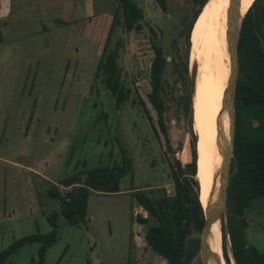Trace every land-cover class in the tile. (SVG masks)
I'll use <instances>...</instances> for the list:
<instances>
[{
	"label": "rangeland",
	"instance_id": "1",
	"mask_svg": "<svg viewBox=\"0 0 264 264\" xmlns=\"http://www.w3.org/2000/svg\"><path fill=\"white\" fill-rule=\"evenodd\" d=\"M134 1L141 30L116 26L108 42L109 49L118 47L119 79L128 90L116 108L101 76L96 77L114 0H90L84 21L74 10L62 13L58 0H0L5 14L0 17V252L23 237L49 233L47 217L59 204L49 189L55 186L61 196L71 189L61 185L63 179L120 164L123 147L132 164L119 180L120 191L91 193L85 219L76 225L58 217V237L43 264H166L144 241L146 227L137 217L146 213L132 189H163L171 195V167L176 160L189 161L191 131L197 148L190 62L195 26L188 61L190 119L182 105L185 91L170 74L171 57L184 51L182 30L197 5L166 0L164 13L154 0ZM152 42L163 48L168 62L164 122L170 149L147 100ZM244 219L248 242L264 252V196L251 202ZM227 224L225 212L221 251L235 264ZM39 246L25 244L3 264H37ZM198 263L200 255L193 262Z\"/></svg>",
	"mask_w": 264,
	"mask_h": 264
},
{
	"label": "trees",
	"instance_id": "2",
	"mask_svg": "<svg viewBox=\"0 0 264 264\" xmlns=\"http://www.w3.org/2000/svg\"><path fill=\"white\" fill-rule=\"evenodd\" d=\"M196 9L187 17L183 27L185 48L171 57L170 74L174 84L183 91L182 101L185 115L190 117V94L188 61L190 35L196 18L207 0H195ZM224 0H217L205 11L198 21L191 37L190 62L193 64L202 35L218 20ZM158 8L166 13L167 1L154 0ZM112 22L109 28L96 77L101 76L106 89L115 99L118 108L128 96L120 82L117 68L118 47L109 49L108 42L116 26L121 25L127 31L141 30L138 21L141 10L133 0H115ZM153 34V30L150 29ZM152 59L149 67L150 91L147 100L156 114V125L163 135L167 148L164 112L166 94L165 73L168 65L163 48L151 43ZM150 126L156 133L155 124L150 116ZM120 164L103 166L83 171L63 179L61 185L71 189L61 196L55 186L49 189L52 198L58 196L57 208L47 217L51 226L45 235L34 234L15 241L0 252V264L14 254L21 246L38 243L37 264H43L49 247L58 237V217L66 223L76 225L84 221L87 201L91 193L115 194L119 190V180L130 172L132 160L121 147ZM196 136L190 132L189 161L181 164L175 161L171 167L173 193L167 195L163 189H150L148 192L134 190L133 197L137 205L146 213L138 216V224L145 226L144 241L166 264H193L199 255L200 235L204 229V213L200 202ZM264 196V0H254L246 11L238 42V76L235 92V136L227 186L226 213L228 220V239L235 264H264V252L250 244L246 238L247 222L244 214L254 199ZM196 235V236H195ZM225 237L223 236V241ZM225 264H230L228 256L222 252ZM128 264H132L128 262ZM199 264V263H198Z\"/></svg>",
	"mask_w": 264,
	"mask_h": 264
},
{
	"label": "bare ground",
	"instance_id": "3",
	"mask_svg": "<svg viewBox=\"0 0 264 264\" xmlns=\"http://www.w3.org/2000/svg\"><path fill=\"white\" fill-rule=\"evenodd\" d=\"M251 0H239L240 13ZM217 0H207L201 8L195 25L203 18L205 11ZM232 30L231 0H224L218 20L202 35L193 64V106L197 135L196 175L200 185V201L208 213L214 204L216 182L214 170L216 156L224 161L229 151L228 141H224L216 150V136L225 115L227 95V70L229 60V39ZM191 55V53H190ZM211 193L213 194L212 199ZM211 264H225L222 251L216 237L209 242Z\"/></svg>",
	"mask_w": 264,
	"mask_h": 264
},
{
	"label": "water",
	"instance_id": "4",
	"mask_svg": "<svg viewBox=\"0 0 264 264\" xmlns=\"http://www.w3.org/2000/svg\"><path fill=\"white\" fill-rule=\"evenodd\" d=\"M246 11L242 14V16H239V0H231L232 30L229 39L225 115L215 140L216 150H219L223 142L226 140L229 143V151L224 161L219 158L218 154L216 156L214 183L216 182L217 186L214 195V204L208 209L207 214L205 213V209L202 205L204 213V229L200 235L199 255L201 264H211L209 256L210 240L216 237L221 249L223 236L225 237V235H223L222 225L224 214L226 212L227 186L235 136V92L238 76V42L243 17ZM212 196L213 194L211 193L210 199H212Z\"/></svg>",
	"mask_w": 264,
	"mask_h": 264
},
{
	"label": "crops",
	"instance_id": "5",
	"mask_svg": "<svg viewBox=\"0 0 264 264\" xmlns=\"http://www.w3.org/2000/svg\"><path fill=\"white\" fill-rule=\"evenodd\" d=\"M58 1L60 2L57 3L56 7H59L62 13H65L64 10L66 9H68L69 11L71 9L72 11L74 10L77 13H81L83 17L82 19H79V20L84 21L86 18L85 16H88L90 14V8L92 4L90 0H58ZM115 5L116 3L114 4V7ZM3 12H4V8H2V5L0 4V17ZM2 15H5V14H2ZM1 20L2 19L0 18V21Z\"/></svg>",
	"mask_w": 264,
	"mask_h": 264
}]
</instances>
